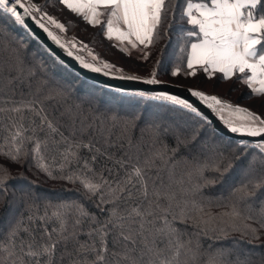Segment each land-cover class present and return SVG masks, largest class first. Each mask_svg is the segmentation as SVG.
Returning a JSON list of instances; mask_svg holds the SVG:
<instances>
[{"label": "snow or ice", "instance_id": "snow-or-ice-1", "mask_svg": "<svg viewBox=\"0 0 264 264\" xmlns=\"http://www.w3.org/2000/svg\"><path fill=\"white\" fill-rule=\"evenodd\" d=\"M60 2L67 9L81 15L90 24L100 25L103 36L109 40L115 38L120 42H127L123 45L117 43L116 47H122V50L128 54H131L132 49L144 53L145 49L165 39L167 44L159 48L162 57L166 48L172 47L170 33L178 31L175 47L181 54L178 57L180 64L185 65L183 69L185 75L195 76L199 70L205 74L206 78H210L216 75L218 70L219 75L216 76L214 86L235 77L249 86L250 92L245 93V96L253 94L264 96V0H60ZM0 19L11 22L38 41L48 54L66 69L70 68L67 61L44 43L31 23L43 30L54 44L62 48L68 56H72L83 68L105 72L109 76L123 74L122 68L117 71L115 64L89 49L83 41L75 38L71 41L63 39L57 31L53 30L52 26L66 32V24L50 15L34 0H0ZM179 21L185 23L181 25ZM77 46L83 47L90 53V61L79 54ZM145 58L146 55L142 54L141 59ZM156 63L159 65L160 60L157 59ZM181 70L180 65L172 68L174 75L180 73ZM128 78L158 83L155 72L149 77L132 75ZM120 91L131 96L170 102L171 105L176 106L178 111L186 113L199 125L207 126L216 137L223 139L212 125L209 115L192 99L168 91L149 92L124 89ZM188 92L191 97L202 102L211 112L215 113L231 134H240L237 138L238 149L244 159L248 160V164L244 167L237 166V169L243 173L241 179H230L226 174L237 170L233 168L232 159L224 156L217 143L206 141L201 146L202 158L195 161L189 173L190 176L195 174L197 178V182L190 189L193 197L185 201V207L180 209L179 216L173 218L183 220L191 217L205 233L211 231L226 235L229 231H239L243 235L257 239L261 235L260 230L264 229V113L253 111L250 107H243L238 103L233 104L216 94L202 90L199 86L189 88ZM37 104H40V107H37ZM261 105L264 107V100H261ZM22 107L31 108L34 114L40 117V124L31 129V135H26L29 129L23 123L14 124L8 129L9 136L5 137L7 147L3 150V155L11 163L24 164L27 160L29 167H31V160H35L38 171L53 176L41 146L47 144L49 137L55 143V135L60 132V129L55 121L50 120L43 112V106L39 101L16 106L13 111L19 112ZM112 118L118 120L115 115ZM131 125L132 121H124L125 127ZM45 127L47 133L41 139L36 132L44 131ZM152 130L156 136L167 131L158 123L153 124ZM60 140L67 147L62 151L64 162L57 165L61 175L53 178L65 179L73 183L79 182L82 185L84 197L90 198L98 195L101 203L110 202L105 199V186H107L111 201L119 199L124 193L131 197L133 192L130 188L135 189L137 185L140 186V194L147 197L150 191L146 178L147 170L156 166L157 159L167 161L169 156L176 152V149H164L143 160L119 161L121 166L128 165L124 177L111 182L102 177L99 182H96L86 173L63 174L67 162L79 159L77 150L81 146L91 148L92 145L90 143L84 145L83 140L69 142V138L63 133H60ZM29 141L33 142L31 149L27 148ZM177 143H180L179 136H177ZM92 159L95 160V156ZM85 164L87 165V161ZM257 164L260 165V172L254 175ZM208 169L212 170L211 177L205 176V171ZM17 179L29 180L23 173L13 176L8 166L0 168V194H2L0 203L6 205L0 212V237L4 240L2 246L4 257L0 260V264H28L29 260H32L33 264H53L58 241L52 239V234L53 231L62 233L65 225V213L61 209L74 208L81 217L92 215L94 218V214L88 213L77 201H67L56 205L57 211L54 215L60 220L59 230L49 227L47 213L44 215L30 213L25 218L20 214V208H37L41 196L35 190V183L29 181L15 189L19 195L14 200H8L9 181ZM218 182H220V188L217 190V196L204 197L202 195V189L205 186H214ZM151 191L157 198L163 196L170 202L169 207L160 209V215L157 218L161 223L159 226H153L150 234L154 237H166L170 247L172 239L177 240L171 258L162 256L161 249L150 243L147 236L145 237L146 247L140 250L139 257L133 254L135 248L127 247L115 255L121 257L122 264H145L142 260L144 256L148 257L146 264H181L180 249L184 245L175 236L178 230L168 217L171 202L175 199V192L163 190L156 185L152 186ZM196 196L200 198L197 199ZM213 200L217 201L215 206L221 208L218 213L210 210L213 207ZM99 206L97 204V208ZM108 211L113 217L118 216L116 208L108 209ZM133 214L143 218L153 215V212L141 210L139 206H136L132 212L128 213L130 216ZM251 220H255L256 223H248ZM79 222V220L76 221V223ZM117 223H120V219H117ZM105 227L106 225H102L100 229L99 247L93 249L96 259L87 264H97V262L106 264L108 241L107 232L104 231ZM140 227L143 230L144 224L141 223ZM37 233H39V244L36 243ZM69 235H74V233ZM120 235L126 241L135 244L131 234L121 232ZM25 236L29 238L27 243ZM60 238L68 239L62 235ZM189 251L192 250L189 249ZM192 254L195 255L194 252ZM223 256V250H217L216 253L210 255L207 264H225ZM73 264H84V262L73 261Z\"/></svg>", "mask_w": 264, "mask_h": 264}, {"label": "trees", "instance_id": "trees-1", "mask_svg": "<svg viewBox=\"0 0 264 264\" xmlns=\"http://www.w3.org/2000/svg\"><path fill=\"white\" fill-rule=\"evenodd\" d=\"M58 16L66 23L68 31L76 30L79 26L81 28L79 32L87 35L94 45H107L101 26H91L75 16ZM165 44L167 41L161 39L158 44L147 49L145 59L128 57L125 58V62L127 64L135 62L134 66H137L132 70H138L143 77H149L157 71V79H161L163 75L176 79L175 83L185 86H191V83H185L187 79L190 82L195 78H198V82L207 81L203 73H196L195 76L185 75L183 70L185 65L180 64V59L175 61L174 55L169 54L171 47H167L161 57L159 48ZM177 51L176 48L175 52ZM157 59L160 60L159 65L156 63ZM177 65H180L182 70L174 75L172 68ZM161 69L163 72H159ZM122 75L129 76L128 73ZM36 101L42 104L43 112L50 120L55 121L60 129L55 135V143L49 137L47 144L41 146L53 176L38 171L35 160H31L29 167L27 160L24 164L11 163L3 155V150L7 147L5 137L9 136L8 129L14 124L23 123L29 129L26 135H31V129L40 124V117L35 115L31 108L22 107L19 112L13 111V108ZM37 107H40V104H37ZM113 115L118 117V120H114ZM125 120L132 121V125L125 127ZM154 123H158L167 131L160 136L154 135L152 130ZM46 133L45 127L44 131H38L36 135L43 139ZM60 133L68 137L69 142L83 140L84 145L89 143L92 145L91 148L81 146L77 150L79 159L67 162L63 174L86 173L96 182L102 177L110 182L124 177L128 165L121 166L119 161L143 160L164 149H176V152L170 155L167 161L157 159L156 166L147 170L146 178L150 188L147 197L140 194V186L137 185L135 189L130 188L133 192L131 197L124 193L119 199L111 201L105 186V199L110 202L101 203L98 195L84 197L79 182L53 178L61 175L57 165L64 162L62 151L67 147L60 140ZM177 136L180 138L179 144ZM220 136L223 139L216 137L207 126L199 125L192 117L178 111L170 102L127 95L120 90L108 89L84 79L70 68L66 69L59 65L38 41L22 29L0 19V168L8 166L13 176L23 173L29 178L25 181L10 180L7 199L14 200L19 195L15 189L22 184L34 182L35 190L41 196L38 207L34 209L21 207L20 214L27 218L30 213L39 215L47 213L49 227L57 230L61 225L54 213L57 211L56 205L61 202L77 201L88 213L94 214V218L92 215L81 217L74 208L61 209L65 213V225L62 233L53 231L52 234V239L58 241L53 264H73V261L87 264L95 260L96 253L93 249L99 247L102 225H106L104 231L107 232L108 241L106 264H122L121 257L115 253L125 247L135 248L133 254L139 257L140 250L146 247V236L150 243L161 249L162 256L171 258L177 240L173 238L170 247L166 237H154L150 234L153 226H159L161 223L157 218L160 209L169 207L170 203L166 197L157 198L153 195L151 191L153 185L175 192L168 217L178 230L175 236L184 245L180 249L181 264H207L210 255L217 250H223L225 264H264V229L260 230L259 238L253 239L239 231H229L226 235L211 231L205 233L191 217L183 220L173 218L179 216L180 209L185 207V201L193 197L190 189L197 182V178L195 174L190 176L189 173L195 161L202 158L201 146L206 141L217 143L224 156L232 159L234 169H237L238 165L244 167L248 164V160L244 159L238 149L237 140L222 134ZM32 147L33 142L29 141L27 148ZM93 156L95 160L92 159ZM242 160L243 164H241ZM259 172L260 165L257 164L253 174ZM211 175V169L205 171V176L211 177ZM226 175L235 180L243 177L239 169ZM219 188L220 182L214 186H205L202 195L215 197ZM196 198L200 197L196 196ZM216 203L217 201L213 200V207L210 210L218 213L221 208L216 207ZM220 203L223 205L222 201ZM97 204L100 205L99 208ZM136 206L141 210H151L153 215L143 218L135 214L128 215ZM4 207L6 205L0 203V212ZM111 208L117 209V217H113L108 211ZM117 219H120V223H117ZM77 220L80 222L76 223ZM141 223L144 224L143 230L140 227ZM248 223H256V221L251 220ZM121 232L131 234L135 244L126 241L120 235ZM72 233L74 235H69ZM61 235L68 239H61ZM24 239L26 243L29 240L27 236ZM3 243L4 240L0 237V260L4 257ZM36 243H40L39 233ZM193 252L195 255L192 254ZM142 260L146 264L148 257L144 256ZM28 264H33V261L29 260Z\"/></svg>", "mask_w": 264, "mask_h": 264}, {"label": "rangeland", "instance_id": "rangeland-1", "mask_svg": "<svg viewBox=\"0 0 264 264\" xmlns=\"http://www.w3.org/2000/svg\"><path fill=\"white\" fill-rule=\"evenodd\" d=\"M51 12H55L56 14L59 13V10L56 9L55 7H52L51 9H49ZM52 12V13H53ZM58 18V17H56ZM60 19V18H58ZM61 20V19H60ZM47 23V21H46ZM185 22L184 21H179V24L183 25ZM92 25V24H89ZM53 30L57 31L63 39L65 40H69L71 41L73 38L78 39L83 41L85 44H87L88 48L91 49L92 51L97 52L103 59H106L108 61H110L111 63L115 64L117 66V71L122 68L124 71L123 73H128L129 76L132 75H136V76H141L143 77L141 72H138V70H132L134 66V63L131 64H127L125 62V58H134V57H138L141 58V55H147V49L144 50V53H141L139 50L137 49H132L131 50V54H128L126 52H124L122 50V47H116L115 45H113L112 43H110L109 41H107L104 37V41L107 45H99L96 46L94 45L89 38H87V35H82L80 32V27L78 26V28H76L75 32L73 31H67L64 32L63 30H59L56 29L55 26L53 25ZM80 31V32H79ZM172 39L174 40V42L172 43V47L171 50L169 51V54H173L174 57L173 59L176 61L178 59V57H180V53L179 51L175 52V45H176V40L177 37L179 35V32H173L170 33ZM118 43L126 44L127 42H120L117 41ZM164 41H162L163 43ZM78 52L81 56H83L86 60H91V55L88 51H85V49L83 47H79L77 46ZM170 60V59H169ZM167 62V60H166ZM99 63V62H98ZM159 72H163V70L161 69ZM140 73V74H139ZM197 73H201L199 70L197 71ZM155 74L157 75V71H155ZM122 75V74H119ZM219 75V72H216V75H214L213 77L207 78V81L204 82H198V78L192 80L190 82L189 79H187L185 81V83H191V86H186V87H193V86H199L202 90L207 91L208 93L211 94H216L220 97H222L223 99H226L230 102H232L233 104H240L243 107H250L251 109L257 110L260 113H264V107H262L261 105V100H264V96H257L255 94L253 95H249V96H245V93L250 92V88L247 84L243 83L242 81L237 80L235 77L229 78L221 83H219L217 86H214V82L216 81V76ZM157 77V76H156ZM157 81H166V82H171L174 84L176 82V79H170L166 76H161V79H157ZM169 80V81H168ZM182 85V84H179ZM185 86V85H182Z\"/></svg>", "mask_w": 264, "mask_h": 264}, {"label": "water", "instance_id": "water-1", "mask_svg": "<svg viewBox=\"0 0 264 264\" xmlns=\"http://www.w3.org/2000/svg\"><path fill=\"white\" fill-rule=\"evenodd\" d=\"M31 26L38 33V35L41 37L44 43L48 45V47H51L59 56L65 59L67 63L70 65V69L76 72L77 74H79L84 79L108 89H114V90L124 89L128 91L144 90L149 92L168 91L171 92L172 94L181 95L185 98L192 99L193 102L197 103L202 108V110H204L205 113L209 115L210 119L212 120V125L217 129V131L220 134L235 140H237V138L240 136V134H231L230 130L226 129L223 123L218 119V117H216L215 113L211 112V110L208 109L207 106L203 105L202 102L191 97L190 93L188 92V89L190 87H186L166 81H158V83H150L146 80L131 79L128 78L130 76H124L119 74L109 76L105 72H96L93 70L83 68L79 64V62H77L72 56H68V54L64 52L62 48L54 44L47 37L46 33H44L43 30H41L37 25L31 23Z\"/></svg>", "mask_w": 264, "mask_h": 264}, {"label": "crops", "instance_id": "crops-1", "mask_svg": "<svg viewBox=\"0 0 264 264\" xmlns=\"http://www.w3.org/2000/svg\"><path fill=\"white\" fill-rule=\"evenodd\" d=\"M34 2L40 4L44 8L45 11H48L50 15H53L55 17L59 18L58 15L75 16L79 19H82V21H84L85 23L90 24L89 22L85 21L81 15H78V14L74 13L72 10L67 9V7L60 2V0H34ZM52 7H55L56 9H58L59 13L56 14L53 11H52L53 12L52 13L49 10ZM61 22L65 23L64 21H61ZM91 26H100V25H91ZM74 32H75V30H74ZM105 39L115 46L118 43L117 42L118 40H116L115 38H113L112 40H109L107 37H105ZM217 72H218V70H217Z\"/></svg>", "mask_w": 264, "mask_h": 264}, {"label": "built area", "instance_id": "built-area-1", "mask_svg": "<svg viewBox=\"0 0 264 264\" xmlns=\"http://www.w3.org/2000/svg\"><path fill=\"white\" fill-rule=\"evenodd\" d=\"M44 19H45V23H46L47 20H46V18H44Z\"/></svg>", "mask_w": 264, "mask_h": 264}]
</instances>
